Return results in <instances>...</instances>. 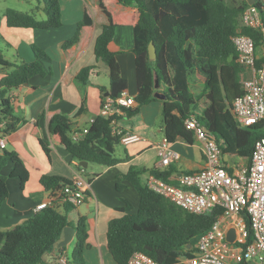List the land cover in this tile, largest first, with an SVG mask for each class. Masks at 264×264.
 I'll use <instances>...</instances> for the list:
<instances>
[{
    "label": "trees",
    "instance_id": "16d2710c",
    "mask_svg": "<svg viewBox=\"0 0 264 264\" xmlns=\"http://www.w3.org/2000/svg\"><path fill=\"white\" fill-rule=\"evenodd\" d=\"M253 4L260 8L264 18L260 0ZM98 5L108 22L96 38L94 52L108 67L109 96L114 98L128 88V80L122 76L117 59L116 30L118 27L134 29L138 93L137 104L124 108L127 115L137 114L161 92L165 97L162 115L168 142H174L178 136L191 142L194 133L186 128L185 121L194 116L216 138L225 155L250 161L256 141L264 136V123L240 127L233 111L234 100L243 93L239 52L233 37L241 29L255 39L257 46L262 42L259 29L240 25L241 16L250 5L248 0H98ZM37 8L46 15L44 19L29 12L7 9L4 14L7 26L44 30L63 24L60 0H38ZM92 25L93 19L85 13L75 34L64 41L60 49L66 51L75 44L85 43ZM151 43L156 48L155 59L149 56ZM32 48L38 59H51L43 49L35 45ZM0 66L9 69L0 80V123L3 124L0 130L8 135L24 121L14 113L11 91L48 71L39 60L27 62L19 56L8 61L0 55ZM95 68L84 67L77 79L86 82ZM198 74L204 83L200 93L194 94L191 79ZM71 126V118L57 113L50 120L49 131L51 139L63 145L74 159L104 166L120 162L115 155L120 138L113 133L110 118L95 116L89 132L80 141L72 140ZM34 134L37 136L36 132ZM39 142L50 157L49 141L39 138ZM8 165L9 177L18 178L22 189L31 177L29 168L15 150L0 147V208L9 196L7 177L2 174V169ZM147 171L131 165L118 178L132 185L140 203L135 210L130 201L123 199L125 204L117 208L121 215L108 223V250L117 264H130L131 256L137 251L162 264H179L181 257L192 255L198 236L217 220L222 209L202 215L183 209L142 180ZM149 171L169 181V172L155 168ZM87 180L91 183L93 178ZM40 184L54 197L57 191L63 192L65 186H72L73 180L44 174ZM124 187L117 182V190L122 191ZM84 196L86 202L91 193L86 190ZM63 197L64 194L9 230L0 228V264H63L55 255V247L68 226L75 228L77 242L65 264H87L84 255L89 246L87 218L79 216L73 223L70 214L78 206Z\"/></svg>",
    "mask_w": 264,
    "mask_h": 264
},
{
    "label": "crops",
    "instance_id": "0c3cea01",
    "mask_svg": "<svg viewBox=\"0 0 264 264\" xmlns=\"http://www.w3.org/2000/svg\"><path fill=\"white\" fill-rule=\"evenodd\" d=\"M60 1L63 19V24L60 27L44 30L11 28L7 26L5 16L0 20V38L12 50L11 60H14L16 56L27 62L39 60L48 71V74L35 76L28 83L11 91L14 113L24 121L14 132L4 136L6 139L5 148L7 149L10 145L12 150L19 154L30 170V180L33 177V170L29 164L38 166L35 167V173L36 179L39 178V186L29 190L28 182L24 189L21 188L24 194L26 193L25 196L27 194L32 196L33 200L28 199L27 204L16 197L15 201L11 199L9 191L8 198L0 208V228L9 230L24 222L35 214V208L41 202L49 198L50 193L44 191L40 184L42 175H60L70 179L82 176L86 179L87 189L91 193L84 203L93 199L92 190L97 208H82L84 205L82 203L76 211L70 214V218L73 223L79 216L87 218L89 246L84 252L86 262L87 264H117L107 247L108 223L111 219L121 215L117 208L125 204L123 199L130 201L135 210L140 203V199L133 192L135 189L132 185L126 180L120 181L119 176L126 173L131 165H136L148 170L142 175L144 182L148 180L149 170L155 168L169 172V181L177 183V178L181 173L200 170L205 166L203 143L196 136L192 137L191 142L178 136L174 142H169V144L180 154V158L172 161L168 166L159 165L160 160L155 146L166 142L163 115L159 128H156L151 122L153 114L156 116L159 112L162 114V100L165 97L161 92H157L156 100L143 105L137 114L129 116L124 111L118 117L117 125L120 129L136 132L141 136V140L138 142L129 145L120 142L116 145L115 155L120 162L114 166L102 165L100 170H97L93 163L88 162V166L81 169L80 162L74 159L63 145L55 143L51 139L49 124L53 115L57 113L71 118L72 126H86L90 118L99 115L104 98L110 94V80L107 73L108 67L101 59H97L94 45L103 25L108 22V18L100 10L98 0ZM85 13L93 19V25L86 42L81 45L75 44L68 50L62 51L61 44L75 34L77 24L84 18ZM115 43L118 47L117 59L121 66L122 76L128 80V88L124 91L135 98L138 90L133 51L135 47L134 29L118 27ZM33 45L43 49L51 59H38L32 48ZM87 66L96 68L86 82L79 81L78 73ZM8 71L9 69L0 66V80ZM133 77L136 84L134 88L131 80ZM129 83L131 88H129ZM203 83L204 79L201 74L191 79L192 92L200 93ZM133 90L135 91L133 92ZM142 113L144 114V123L139 126L135 122L137 118L134 117ZM1 128L2 126H0ZM34 132L37 133V136ZM1 136L3 133L0 130ZM39 138L49 141L50 157L43 150ZM234 158V156H228L226 161L230 165H238L247 161L241 157L237 161ZM84 174H87L86 178ZM89 177L93 178L91 183L87 180ZM118 181L125 185L122 191L116 188ZM105 190L108 192L107 194L104 193ZM76 242L75 228L66 227L62 238L56 244L55 255L70 258Z\"/></svg>",
    "mask_w": 264,
    "mask_h": 264
},
{
    "label": "built area",
    "instance_id": "2783aa9c",
    "mask_svg": "<svg viewBox=\"0 0 264 264\" xmlns=\"http://www.w3.org/2000/svg\"><path fill=\"white\" fill-rule=\"evenodd\" d=\"M260 2L264 6V0ZM243 20L242 26L261 31L262 42L257 46L255 39L242 33L241 29L233 37L239 52L238 63L242 69L243 93L233 102L235 120L240 127L264 123L262 11L250 4L243 13ZM135 104V98L127 91H122L115 98L105 97L99 112V115L110 118L113 133L125 145L141 140L138 133L123 131L117 125L124 108ZM94 120L95 117L90 118L86 126H71L72 140L80 141L85 138ZM0 126L3 124L0 123ZM185 126L203 143L205 166L200 170L181 173L177 183L150 173L147 183L152 190L189 212L202 215L216 208H221L222 211L217 220L198 236L192 255L180 258L179 264H239L242 261L264 264V136L256 141L250 161L230 165L224 159L225 154L216 138L196 117L187 118ZM4 136L0 137L1 148L6 147ZM155 148L161 166H168L180 158V154L171 148L167 139ZM72 180V186H65L64 191H57L54 197L49 196L35 208V212L47 207L63 194V199L74 205L80 206L84 203V193L88 190L86 179L76 176ZM230 229L235 230L233 241L228 239ZM69 259L67 256H59V261L63 264L68 263ZM129 262L162 264L141 251L135 252Z\"/></svg>",
    "mask_w": 264,
    "mask_h": 264
},
{
    "label": "rangeland",
    "instance_id": "374dc122",
    "mask_svg": "<svg viewBox=\"0 0 264 264\" xmlns=\"http://www.w3.org/2000/svg\"><path fill=\"white\" fill-rule=\"evenodd\" d=\"M37 7H38V0H0V20L3 19L6 10L10 9V8L20 10V11L29 12L31 14H34L38 19H44L46 17V15L43 12L38 11ZM243 24H244V20H243V15H242L241 20H240V25L242 26ZM11 51L12 50L10 49V47L7 46V44L5 42H3V40L0 38V55L4 59H6L8 61H12L11 60L12 58L10 56ZM131 80H132V87L133 88L136 87L134 77ZM129 88H131L130 83H129ZM135 90H133V92ZM153 115L154 116H153L151 123L156 128H159L161 121H162L161 120L162 114L159 112V113H157V116H156V114H153ZM134 118H137L135 121L137 125L140 126L144 123L143 122V120H144V114L143 113L135 116ZM144 131H145V129H144ZM263 131H264V128H263ZM7 149L12 150V146L9 145L7 147ZM234 157H235L234 159L236 161L239 159L238 156H234ZM245 162H247V161H245ZM29 165H30V168L33 170V177L27 185V188L30 190V189H33L35 186H39V178L36 179L37 175L35 173V170L38 166H36L34 164H29ZM93 165L95 166V168H97V170H100V168L102 167V165L97 164V163H93ZM9 172H10V166L9 165L5 166L2 169V174L6 175V177H7V184H8L9 191L11 193V199H13L15 201V197H16L18 200L22 201L24 204L28 203V199L33 200L31 195L27 194V196H25L26 193L24 194L23 190L20 187V180L18 178L9 177ZM84 176L86 178L87 174H84ZM142 180H143V178H142ZM91 192H92L93 199H90L88 201V203H86V204L83 203L84 205H82V208H97L94 192L92 190H91ZM133 192L138 196V193L135 190ZM104 193L107 194L108 192L105 190ZM138 198H139V196H138ZM102 203L103 202H101V204ZM137 203H139V202H137Z\"/></svg>",
    "mask_w": 264,
    "mask_h": 264
},
{
    "label": "water",
    "instance_id": "95a60500",
    "mask_svg": "<svg viewBox=\"0 0 264 264\" xmlns=\"http://www.w3.org/2000/svg\"><path fill=\"white\" fill-rule=\"evenodd\" d=\"M256 0H248L249 4H253ZM149 56L151 59H155L156 58V48H155V45L154 43H151L149 45ZM158 86V82L156 84ZM228 156L225 155L224 156V159L227 160ZM80 164L83 166V167H87L88 166V162L87 161H81ZM235 238V230L234 229H230L229 233H228V239L230 241H233ZM190 246V245H189Z\"/></svg>",
    "mask_w": 264,
    "mask_h": 264
}]
</instances>
